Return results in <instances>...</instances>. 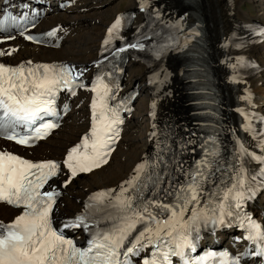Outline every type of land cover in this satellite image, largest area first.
Returning <instances> with one entry per match:
<instances>
[{"label": "snow or ice", "instance_id": "snow-or-ice-1", "mask_svg": "<svg viewBox=\"0 0 264 264\" xmlns=\"http://www.w3.org/2000/svg\"><path fill=\"white\" fill-rule=\"evenodd\" d=\"M123 19L118 17L108 29V38L103 42L105 46L118 36ZM20 34L24 35L23 32ZM199 34L193 30V35ZM56 35V29L47 33L49 37ZM26 38L36 39L31 35ZM127 47L143 48V45L132 43ZM125 50L119 48L116 54ZM10 54L0 52V55ZM83 72L77 71L75 66L34 65L31 61L16 66L0 63V137L26 147L46 139L60 126L57 95L61 90L76 95V89L84 86L77 83ZM233 80L236 81L235 76ZM91 91L96 93L91 106L93 124L89 133L81 138V143L67 150L63 166L67 169L64 174L69 178L64 180L63 187L80 173H90L109 163L115 150L113 145L119 139V126L124 122L117 108L109 107L107 103L112 88L103 76L96 77ZM244 99L250 102L251 93ZM242 114L248 120L244 130L255 132L250 114ZM18 128L25 132H18ZM210 140L204 156L191 168H185L183 162L175 158L170 163L162 155H157L151 162L141 161L118 189L94 193L89 197L84 213L61 221L57 228L53 227V212L61 193L54 186V178L61 175V163L55 160L33 162L0 150V203L19 210L10 222L0 221V264H130V256L149 245L154 251L143 264H173V257L180 258L182 264H206L208 257L191 262L187 258L188 252L196 250L201 225L207 227L210 224L215 231L236 220L246 232L245 239L255 247L231 259L225 252L221 254L219 264H239L243 255L264 257V227L243 212L245 202L255 199L264 189V179L255 183L254 176L249 181L243 163L247 157L264 165V137L258 144L259 155L240 143L236 156L240 163L232 183L221 181L225 184L223 188L217 185L216 189L206 192L205 184H211L220 170L216 159L219 154L217 141L215 137ZM173 166L184 176L183 181H176L171 171ZM259 175L264 178V167ZM45 185L48 190H44ZM202 199L203 207L200 205ZM232 217L235 220L228 219ZM102 220L110 221L104 229L99 228ZM89 221L96 231L91 233L88 245L83 249L72 239L65 238L61 231L81 227L88 230Z\"/></svg>", "mask_w": 264, "mask_h": 264}, {"label": "bare ground", "instance_id": "bare-ground-1", "mask_svg": "<svg viewBox=\"0 0 264 264\" xmlns=\"http://www.w3.org/2000/svg\"><path fill=\"white\" fill-rule=\"evenodd\" d=\"M127 1L125 11L122 9L123 0H76L75 6L70 9L54 10L45 17L42 28H38L36 32L56 29L57 35L54 39L61 40V45L56 48L28 44L17 34L8 38L0 36V52H11L10 55H0V63L14 66L28 61L32 63L46 61L90 63L97 59L104 44L103 40L107 38L108 28L117 17L125 12H131L135 19L133 25L135 30L144 22L146 16L144 6L141 10L144 0ZM164 2L166 10L170 13L173 10L176 12V0H164ZM198 2L200 4L198 8L204 15L203 25H205L206 33L210 32L209 35H212V40L216 42L214 47L218 57L217 63L221 58L223 60L226 58L228 67H231L233 72L236 69L233 65L244 64L248 69L245 75L237 74L236 83L229 92L234 121L230 131H233V138L242 139L243 131L238 125L236 104L247 103L257 114H264V58L259 61L260 56H264V35L261 34L264 33V0H198ZM244 4L256 8L259 15L254 16L246 12L242 8ZM214 21L217 22L214 23ZM212 23L217 25L222 41L216 38L217 30ZM9 37L12 38L9 39ZM13 49L15 51H12ZM213 55H215L214 51ZM178 65L175 50L168 52L164 58L153 64L131 60L125 72L123 88L128 91L137 83L145 86L135 101L137 104L135 112L127 121L124 136L108 166L89 175L80 173L67 187L62 186L64 180L69 178L64 174L67 170L58 178L57 183L68 196L63 201L64 207L60 209L62 214L79 211L82 202L96 191L119 187L132 175L133 169L143 161L144 157L153 151L156 139H152L155 128L151 129V124L155 123L154 117H163L170 107L184 109L187 104L182 97L183 81ZM154 66H158L165 75L167 74V78L165 86L163 82L160 88L151 89L147 86V81ZM230 75L231 73L228 76L223 74V79L226 81ZM249 93H251L250 102L244 99ZM172 94L177 98L169 102V96ZM90 99L91 95L86 92L71 99L69 101L72 107L71 112L65 118L63 126L53 133L48 141L41 142L33 148H21L2 139L0 150L19 152L40 161L64 160L67 150L76 145L80 137L89 129ZM150 113L152 116H149ZM259 143L258 134L245 135L244 145L250 152L261 154ZM262 193L264 189L252 201L251 207L256 216L264 222V194ZM18 214L19 212L6 205H0V221L8 223ZM221 238L225 239V235ZM230 242L231 240L228 241Z\"/></svg>", "mask_w": 264, "mask_h": 264}, {"label": "rangeland", "instance_id": "rangeland-1", "mask_svg": "<svg viewBox=\"0 0 264 264\" xmlns=\"http://www.w3.org/2000/svg\"><path fill=\"white\" fill-rule=\"evenodd\" d=\"M125 1V2H124ZM160 2L162 3V4H164L163 6H164V10L166 11V12H170V11H168V10H166V5H165V2H164V0H160ZM128 5V1L127 0H123V3H122V6H123V10L125 11L126 10V6ZM177 6H175V9L176 8H178V3L176 4ZM246 12H248V13H250V14H252V15H254V16H257V15H259V12L257 11V9L256 8H254L253 6H250V5H246V4H244L243 5V7H242ZM206 9V8H205ZM177 11V10H176ZM173 12V13H172ZM171 13L172 14H174L175 13V11L173 10ZM210 13V12H209ZM205 14H206V12H205ZM210 19L212 20V18L210 17ZM217 21H214V23H216ZM213 24V23H212ZM214 25V27L216 28V38L218 39V40H221L222 41V35H221V33L219 32V30H218V27H217V25H215V24H213ZM210 32H208V34H209ZM233 33V32H232ZM231 33V34H232ZM212 35H209V39L210 40H212V37H211ZM211 37V38H210ZM211 44H212V46H213V51H214V53L216 54V50H215V48L216 47H214V45L216 44V42H214V40H212L211 41ZM264 58V56L263 55H261L260 56V59H259V61L260 60H262ZM50 62V61H49ZM153 71V70H152ZM153 73V72H152ZM167 76V74L165 75L163 72H161V79H162V84H163V82L165 83L164 84V86L166 85V81H165V79L167 78L166 77ZM264 88V87H263ZM261 90V89H260ZM261 94H263V93H261ZM170 98V99H169ZM169 102L172 100V99H175V98H177V96H175L174 94H172V95H170L169 96ZM170 104V103H169ZM168 108H169V106H168ZM176 110H178V109H176ZM179 110H183V108L182 109H179ZM155 113H156V111H154ZM153 112V113H154ZM163 115V114H162ZM149 116H152V114L150 113L149 114ZM161 118H163V117H154V122L155 123H152L151 124V129H153V128H155V130H154V132L152 133V134H154L153 135V137H152V139H157V127H158V123L160 122V119ZM91 194H93V193H91ZM91 196V195H90Z\"/></svg>", "mask_w": 264, "mask_h": 264}]
</instances>
